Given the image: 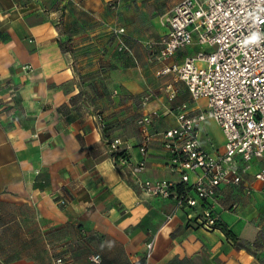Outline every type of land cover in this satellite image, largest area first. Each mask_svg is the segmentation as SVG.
Listing matches in <instances>:
<instances>
[{"label": "crops", "instance_id": "0c3cea01", "mask_svg": "<svg viewBox=\"0 0 264 264\" xmlns=\"http://www.w3.org/2000/svg\"><path fill=\"white\" fill-rule=\"evenodd\" d=\"M180 1L0 0V264H264L263 248H236L220 230L197 226L202 205L180 208L175 198L149 196L131 174L142 157L138 120L171 112L153 120L139 178L178 183L162 133L176 126L178 105L192 112L206 105L182 83L169 101L171 77L157 76L160 64L145 46L166 29L147 33L145 23L157 17L143 7ZM112 28L125 29L133 54L119 53ZM198 50L181 49L170 63ZM199 137L211 154L224 151L214 120L201 124ZM116 138L128 147L126 163L109 150ZM263 167L264 159L254 161L243 183L221 186L214 203L243 244L260 236L253 226L264 185L254 175ZM94 254L101 263L90 260Z\"/></svg>", "mask_w": 264, "mask_h": 264}, {"label": "built area", "instance_id": "2783aa9c", "mask_svg": "<svg viewBox=\"0 0 264 264\" xmlns=\"http://www.w3.org/2000/svg\"><path fill=\"white\" fill-rule=\"evenodd\" d=\"M162 26L164 36L159 41H147L145 46L160 64L157 76L171 77L165 85L168 100L177 98L176 85L182 83L192 101H206L205 108L197 112L187 110L186 103L178 105L176 126L162 133L171 168L181 177L178 183H188L191 190L180 195L178 183L139 178L146 167L153 120L171 112L154 110L138 120L142 157L132 166L131 174L149 196L175 198L180 208L202 205L198 221L205 229L215 230L219 215L213 207L220 187L241 185L252 163L264 159V0H182ZM112 31L119 51L133 54L124 38L125 29ZM192 46L199 50L182 63H170L179 50ZM149 101L147 98L145 105ZM208 119L214 120L225 136L224 151L217 155L204 149L200 141L201 124ZM100 120L103 129V118ZM109 150L117 164L127 162L128 157L117 155L128 151L121 139H114ZM254 177L264 185V167ZM154 247L155 238L146 244L147 258ZM90 260L101 263L102 258L94 254ZM55 263L65 264V260L58 258Z\"/></svg>", "mask_w": 264, "mask_h": 264}, {"label": "rangeland", "instance_id": "374dc122", "mask_svg": "<svg viewBox=\"0 0 264 264\" xmlns=\"http://www.w3.org/2000/svg\"><path fill=\"white\" fill-rule=\"evenodd\" d=\"M167 5L164 4H159V5H152V6H148L145 5L143 8L145 10H150V12H153L155 14L154 18L157 17L156 20L153 21V26L152 25H146L144 26V30L150 34V32H155L157 29H159L160 31H162V22L165 21V19L167 18L168 13L170 12L171 8L173 7V5H168L167 9L164 10V8H166ZM162 11V13L158 14V11ZM157 28V29H156ZM154 36V35H153ZM150 37H152V35H150ZM209 131L213 133V135L216 137L218 136L217 142H219V138H220V129L214 125V127L209 128ZM216 134V135H215ZM262 210H260L258 213L257 218L259 219L257 221V223L253 226L254 230L256 232H258V234L260 236L257 237V235L255 236L254 243H248V244H244L246 245V247L252 249V251H254V253H257L261 250V248H263L264 251V229L259 230L258 227H261V225L264 227V200L262 201ZM237 209H235L236 211ZM225 226L228 227V225L226 223ZM197 226H202L201 223L197 220L196 222ZM203 227V226H202ZM229 228V227H228ZM262 228V227H261ZM208 230V229H206ZM211 231L210 233H216L215 230H209ZM225 237V235H224ZM226 238V237H225Z\"/></svg>", "mask_w": 264, "mask_h": 264}, {"label": "trees", "instance_id": "16d2710c", "mask_svg": "<svg viewBox=\"0 0 264 264\" xmlns=\"http://www.w3.org/2000/svg\"><path fill=\"white\" fill-rule=\"evenodd\" d=\"M126 41V40H125ZM127 42V41H126ZM121 54H125L126 52H119ZM129 54V53H127ZM103 123H104V127H103V131H105L107 124L103 118ZM118 139V138H116ZM113 140L109 141V144L112 142ZM117 155H121L123 157H128L127 155V150H122L121 152H119ZM191 190V186L188 183H184V182H180L176 185V191L178 194H187L188 191ZM215 230H220L226 237V240L230 241L234 247L236 248H245V245L243 243L240 242L239 238L237 237V235L230 230L227 226H225V224H223V222H221V219H218L217 224L215 225Z\"/></svg>", "mask_w": 264, "mask_h": 264}]
</instances>
